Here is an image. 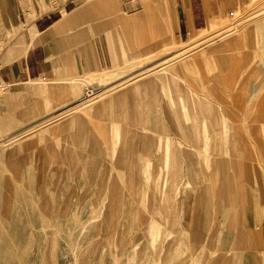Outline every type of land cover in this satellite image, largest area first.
I'll list each match as a JSON object with an SVG mask.
<instances>
[{"label": "rangeland", "instance_id": "rangeland-1", "mask_svg": "<svg viewBox=\"0 0 264 264\" xmlns=\"http://www.w3.org/2000/svg\"><path fill=\"white\" fill-rule=\"evenodd\" d=\"M185 1L208 18L178 36L174 0H0V264H264V0ZM106 35L113 64L85 72ZM29 57L47 72L9 87L6 63L29 72ZM168 75L196 90L198 122ZM156 78L173 122L153 135L140 95Z\"/></svg>", "mask_w": 264, "mask_h": 264}, {"label": "crops", "instance_id": "crops-1", "mask_svg": "<svg viewBox=\"0 0 264 264\" xmlns=\"http://www.w3.org/2000/svg\"><path fill=\"white\" fill-rule=\"evenodd\" d=\"M248 1L249 0H221L222 5H220L218 8L216 7V8L209 9V12L214 15L219 14L218 12H222V10L235 12V11L240 10V8H242L245 4H247ZM196 8L197 6H195L194 4H191L190 6H188L185 0H177V2H175L174 0V6H172L171 8L170 14H171L174 30L178 36L184 35V33H186L185 30L186 31L191 30L194 25L201 27L206 22L208 16L205 15L203 6H200L199 9H196ZM47 17L50 18L51 16H45V18H40L38 20L37 25L39 26V29L42 31L52 26V23L47 22L48 21ZM210 17L215 18V16H210ZM56 18H58V16H56L55 19ZM115 47H116L115 40L111 39L110 36H107V35L105 37L99 36L96 40H92V42L89 44L87 48L84 47L81 50L80 55H81V65H82L83 70L85 72H92L94 70L97 71V70L110 67L113 64L112 57L115 55V51H116ZM43 61H44L43 63L42 62L38 63L36 60H32V58H30V61L28 64L29 72L22 71L20 66L11 65V62L8 64L6 63V66H8V68L2 71V79L5 82H8L10 84H17V83L24 84V82L29 80L30 76L36 75L38 77L39 75L45 74L47 72V63L45 59ZM48 61L51 62L49 58H48ZM192 64L193 62L184 63L182 65L183 72L190 70V68L192 67ZM2 66L3 65L1 64V68ZM169 75L166 76L164 79L170 82V85L171 84L177 85L176 86V89H177V87L180 86L176 83L178 81L177 80L178 77L174 76V78H171ZM36 76L34 78H37ZM158 79L162 80V78H156V79L148 80L144 82L147 84L151 82L149 86V93H145V94L142 93L141 95L139 94L141 96V99L145 100V102H142V108H148V103L150 102V114L148 113L143 114L144 115L143 121H146L148 123L149 127L147 128L151 129V133L153 135L156 134V132H158L159 130L165 133L164 128L166 127L167 119L173 122L171 118V114H169V108H167L166 110V108L162 106V111L160 113H155L157 111V97L155 94V84L158 81ZM180 87L182 90L185 91V93H183L185 96V101L187 100L190 103V107H191L190 110L192 112V113L190 112V114L193 116L192 118L194 119L196 118V122H198L199 117L197 116L200 113L197 110V105H196L197 103L195 100L196 90H194L189 83L185 86H180ZM171 94L173 96V101H175V103L179 106L181 110V103H180L181 101L179 100V98L174 92L173 93L171 92ZM118 95L122 97V102H123L124 98L126 97L125 93H119ZM118 95H116V97ZM202 103L203 105L204 103H207L210 106H212V103L209 100L202 102ZM118 111L119 113L123 115V112L120 111L119 107H118ZM212 125L213 127L211 128L213 130L216 129V133L219 132L217 133V135L219 138V142L221 144V148L225 147V145L229 146L230 144V147H231V144L233 145L236 144V139L233 138V135L231 134L232 127L231 126H229L228 128L224 127V120L222 117L218 118V120L215 119ZM147 128H144V129L146 130ZM134 137H132V139ZM214 138H217V137L214 136ZM172 144L173 143H172L171 137L167 136L166 148L173 152L174 154L173 164H174L175 163L174 158H177V152L175 150L176 148L173 147ZM135 145H138V144L137 142L134 141L131 147H133L134 149ZM159 145L160 144H158V146ZM125 153H126V149H125ZM136 156H137V152H136ZM152 163L156 164L153 161ZM235 226H237V223Z\"/></svg>", "mask_w": 264, "mask_h": 264}, {"label": "bare ground", "instance_id": "bare-ground-1", "mask_svg": "<svg viewBox=\"0 0 264 264\" xmlns=\"http://www.w3.org/2000/svg\"><path fill=\"white\" fill-rule=\"evenodd\" d=\"M88 6H89V4H88L87 2H83V3H81L80 5H78L77 12H78V9H80V10L82 9V11H84V9H86ZM79 13H80V12H79ZM74 14H77V13L75 12ZM227 20H228V19H227ZM228 21H229V20H228ZM250 22H251V21H250ZM230 23H232V22H230ZM230 23L228 22V24H230ZM257 23H258V22H257ZM232 24H233V23H232ZM252 24H253V23H252ZM252 24H251V25H252ZM234 25H235V24H234ZM245 25H246V23H245ZM249 25H250V23H249ZM249 25H248V26H249ZM257 25L259 26V23H258ZM260 25H261V23H260ZM224 26H225V28H226V26H228V25H227V22H226V24H225ZM224 26H223V27H224ZM235 26H236V25H235ZM235 26H234V27H235ZM242 26H243V25H242ZM240 27H241V26H240ZM235 28H236V27H235ZM235 28H234V29H235ZM241 28H243V27H241ZM244 28H246V27L244 26ZM222 29H223V28H222ZM230 29H231V28H230ZM230 29H229V31H231ZM238 30H239V29H238ZM240 30H243V29H240ZM229 31H228V32H229ZM235 31H236V29H235ZM263 31H264V30H263ZM231 32H232V31H231ZM217 33H218V32H217ZM237 33H238V31H237ZM229 34H231V33H229ZM229 34H227V35H228V36H231V35H232V34H231V35H229ZM233 34H235V33H233ZM263 34H264V33H263ZM216 36H217V35H215V38H216ZM223 36H224V35H223ZM262 36H263V35H262ZM226 37H227V36H226ZM226 37L220 38V40H223V39L226 38ZM208 40H209V39H208ZM214 43H215V42H214ZM174 46H175V45H174ZM174 46H173V47H174ZM263 46H264V45H263ZM263 46L261 45L262 48H263ZM190 47H191V46H190ZM167 49H168L169 51L172 50V49H169V47H168ZM263 49H264V48H263ZM162 50H163V49H162ZM162 50H161V51H162ZM173 50H174V48H173ZM173 50H172V51H173ZM190 50L193 52V51H194V47L192 46V47L189 48L188 50L183 51V54H181V55H183L184 57H185V55H186V57H187V55L190 54V53H187V52H189ZM259 50H260V48H259ZM263 52H264V51H263ZM184 54H185V55H184ZM261 54H262V53H261ZM160 55H161V53H160ZM178 57H179L178 55L174 54V55H172L171 57H169V61H172V60L175 61V60H181V59H182V58H178ZM260 57H261V56H260ZM152 58H153V57H152ZM152 58H151V59H152ZM154 58H155V57H154ZM154 68H155V67H154ZM160 69H161V68H160ZM157 71H158V70H157ZM159 71H160V70H159ZM161 71H162V70H161ZM143 73H144V72H143ZM157 73H159V72H156V74H157ZM149 74H150V72H149ZM145 76H147V74H146ZM139 77H140V76H139ZM141 77H142V76H141ZM141 77H140V79H141ZM143 78H144V77H143ZM143 78H142V79H143ZM138 79H139V78H138ZM140 79H139V80H140ZM135 81H136V80H135ZM132 82H133V81H132ZM132 82H131V83H132ZM125 83H126V82H125ZM129 83H130V82H129ZM14 85H15V84H9L8 86L10 87V86H14ZM1 86H2V85H1ZM120 86H121V84H120ZM3 87H4V86H3ZM114 88H116V87H114ZM114 88H113V89H114ZM120 88H122V87H120ZM116 89H117V88H116ZM118 89H119V88H118ZM118 89H117V91H118ZM119 90H120V89H119ZM113 91H114V90H113ZM115 92H116V90H115ZM253 92H254V91H253ZM113 93H114V92H113ZM108 94H109V93H108ZM110 94H111V93H110ZM106 95H107V94H105L104 96L106 97ZM100 96H102V95H100ZM99 98H101V97H99ZM102 98H103V96H102ZM102 98H101V99H102ZM49 123H50V122H49ZM38 126H39V125H38Z\"/></svg>", "mask_w": 264, "mask_h": 264}, {"label": "built area", "instance_id": "built-area-1", "mask_svg": "<svg viewBox=\"0 0 264 264\" xmlns=\"http://www.w3.org/2000/svg\"><path fill=\"white\" fill-rule=\"evenodd\" d=\"M1 61H0V87H1Z\"/></svg>", "mask_w": 264, "mask_h": 264}]
</instances>
